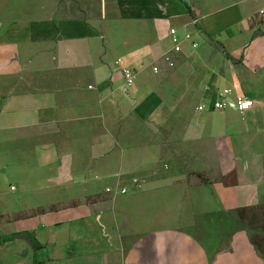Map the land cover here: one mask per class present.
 Listing matches in <instances>:
<instances>
[{"label":"crops","instance_id":"1","mask_svg":"<svg viewBox=\"0 0 264 264\" xmlns=\"http://www.w3.org/2000/svg\"><path fill=\"white\" fill-rule=\"evenodd\" d=\"M259 9L264 0H0V264H32L25 237L8 236L21 230L44 264H264L243 231L217 245L213 199L183 187L171 158L219 175L224 209L264 203ZM117 57L136 76L128 93L110 78ZM222 88L254 105L213 109ZM88 196L113 198L69 205Z\"/></svg>","mask_w":264,"mask_h":264},{"label":"rangeland","instance_id":"2","mask_svg":"<svg viewBox=\"0 0 264 264\" xmlns=\"http://www.w3.org/2000/svg\"><path fill=\"white\" fill-rule=\"evenodd\" d=\"M172 159L177 160L180 164L178 167L172 169L174 176L179 178V182L182 183L183 187H188L192 189L193 191H196V198H201L204 192H207L211 198L213 199L212 206L209 203H206L205 206H207V210L211 209L213 207V212L211 213L210 218L206 219L207 221H213V223L216 225L215 230L218 232H215L219 237H221V242H219L217 245L225 246L224 249H229L230 247V239L232 235L235 233V231H243L246 234V237L248 238V235L256 236L262 249L264 250V203H260L257 205H251L248 207L247 213L244 215L242 222L240 224L237 223L238 217V210H236L233 207H229L228 209H224V206L222 205V200L220 199L219 194H221V188L218 186L220 184V177L219 175H212V176H206L205 173H201L203 178H199L194 170L190 167V160L189 158H186L184 156H177L174 150L172 151ZM170 164V163H169ZM167 166L165 165L163 169L166 171ZM170 168V167H169ZM168 168V169H169ZM140 181H133L134 187L140 186ZM205 188V190L201 189ZM111 198L108 196H102V197H92L88 196L84 199L77 200L76 202L73 201L69 205H81V204H88L93 205L94 203H102V204H109L111 202ZM207 202V201H206ZM59 206V205H58ZM62 206H59V208ZM90 208V207H89ZM192 209H194V205H191ZM200 208V207H199ZM195 208V210L199 209ZM87 210V209H86ZM86 210L80 209L77 211L78 213H85ZM91 211V210H89ZM221 211L224 215H227V226L224 225V220L220 219V215L216 212ZM220 214V213H219ZM208 215V216H209ZM222 215V214H221ZM214 217V218H213ZM207 218V215H206ZM205 219V218H201ZM23 225V224H22ZM20 227V226H19ZM22 227V226H21ZM220 234V235H219ZM48 237H50L49 234H46ZM264 253V252H263ZM258 255V254H257Z\"/></svg>","mask_w":264,"mask_h":264},{"label":"built area","instance_id":"3","mask_svg":"<svg viewBox=\"0 0 264 264\" xmlns=\"http://www.w3.org/2000/svg\"><path fill=\"white\" fill-rule=\"evenodd\" d=\"M258 13L263 16L264 15V9H259ZM169 36L171 37V41L173 42V49L175 51H179V40L178 35L176 33V30L174 28L169 29ZM185 37H189V34L186 33ZM153 70H157L156 66H153ZM116 75H119L122 78V85H120L121 91L124 93H128L131 87L135 83V73L131 70V68L128 67V65H125L122 61L121 57H117L113 60L111 68H110V78H114ZM90 87V85H88ZM230 90L228 88H222L217 95L216 100L212 104L213 109H222L226 107H232L235 110H237L239 113L243 114L246 110H248L252 105H254V100L252 98H249L245 95L236 94L235 97L230 100ZM204 107V104H200L197 108L201 109ZM136 183V181H135ZM13 189V187H11ZM106 190L110 191L108 188ZM118 191L120 193H127V189L124 187H119Z\"/></svg>","mask_w":264,"mask_h":264},{"label":"trees","instance_id":"4","mask_svg":"<svg viewBox=\"0 0 264 264\" xmlns=\"http://www.w3.org/2000/svg\"><path fill=\"white\" fill-rule=\"evenodd\" d=\"M216 44L222 49V51L225 53L226 57L228 59H231L229 57V54L226 52L224 46H222V44H220L219 42H216ZM196 175L199 178H203L200 173H196ZM235 209L238 210L239 219L237 220V223L240 224L242 222L244 215L248 211V207H239V208L236 207ZM8 236L11 238L25 237V239L30 243L31 248L34 251L32 264H44V262H42L40 259H38L37 254H36V252L40 248H42V246H41V243L35 237L34 233L28 232L26 230H21V231H15L11 234H8ZM248 240L253 245V248L256 250V253L258 254V256L264 261V253H263L264 250L262 249L257 237L253 236V234L252 235L250 234V235H248Z\"/></svg>","mask_w":264,"mask_h":264}]
</instances>
